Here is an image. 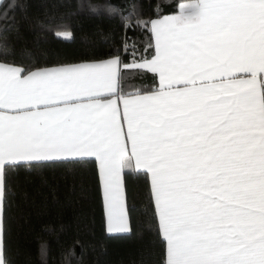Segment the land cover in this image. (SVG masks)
I'll return each mask as SVG.
<instances>
[{"label":"snow or ice","instance_id":"6c2138e0","mask_svg":"<svg viewBox=\"0 0 264 264\" xmlns=\"http://www.w3.org/2000/svg\"><path fill=\"white\" fill-rule=\"evenodd\" d=\"M154 15L134 10L124 27L151 29L154 57L130 67L158 75L155 90L126 93L119 55L34 71L0 60V201L22 161L95 156L108 230L126 233L120 176L134 158L151 174L166 264H264V0H164Z\"/></svg>","mask_w":264,"mask_h":264},{"label":"trees","instance_id":"16d2710c","mask_svg":"<svg viewBox=\"0 0 264 264\" xmlns=\"http://www.w3.org/2000/svg\"><path fill=\"white\" fill-rule=\"evenodd\" d=\"M158 2L164 0H1L0 60L30 70L119 55L126 93L155 90L156 74L130 67L155 54L151 29L124 25L134 10L143 19L157 18ZM173 11L163 7L161 15ZM58 31L70 38H57ZM123 175L130 229L111 233L95 160L22 161L8 169L2 199L6 264H166L149 175L133 159Z\"/></svg>","mask_w":264,"mask_h":264},{"label":"crops","instance_id":"0c3cea01","mask_svg":"<svg viewBox=\"0 0 264 264\" xmlns=\"http://www.w3.org/2000/svg\"><path fill=\"white\" fill-rule=\"evenodd\" d=\"M154 19H156V18H154ZM154 55L151 58H149V59L142 60V61H138V62H135V63H143L145 61L151 60L154 57ZM113 57H115V56L108 57V58H104V59H97V60H85V61H78V62L65 63V64H55V65L41 66V67L32 68L30 70H33L34 71V70H36L38 68H40V69H43V68L50 69V68L59 67V66H75V65L85 64V63H101V62H105V61H107V60H109V59H111ZM16 65H18V64H16ZM19 66H21V65H19ZM158 81H159V77H158ZM99 99L102 102H107L109 99H111V100H118V97H117V95H110V94H108L106 92V90L101 89L100 90V94H99ZM118 105H119V108H120L121 113H122V111H123V103H122V101H119L118 100ZM126 131H127V126H126V124H124V132H125V134H126ZM127 149H128V153L130 154L131 153V143L130 142L127 143ZM69 159H75V158H69ZM77 159H93V160H95L97 162V165H98V168H99V177H100V184H101V192H102V197H103V206H104V212H105V217H106V226H107V230H108L109 229L110 221L108 222V220H107V217L109 218V215H108L109 213H108L107 203L105 202L104 176H103V172L101 170L100 160L97 157H95V156H89V157L77 158ZM132 159H133L134 167L136 168L135 159L134 158H132ZM138 170H142V169H138ZM148 175H149V180H150V185H151V174L148 173ZM151 189H152V187H151ZM153 197H154V195H153ZM119 200H120V204L123 207V209L125 211V214H126V223H127V226L130 229V223H129V219H128V215H127L126 204H125V190H124V175H123V170H122L121 176H120ZM154 202H155V199H154ZM156 209H157V207H156ZM157 213H158V216H159L158 209H157ZM0 223H2V201H0ZM160 230H161V233L163 235V231H162L161 225H160ZM166 262H167V242H166Z\"/></svg>","mask_w":264,"mask_h":264},{"label":"rangeland","instance_id":"374dc122","mask_svg":"<svg viewBox=\"0 0 264 264\" xmlns=\"http://www.w3.org/2000/svg\"><path fill=\"white\" fill-rule=\"evenodd\" d=\"M105 202L107 203V208H108V213H109V199H108V196H107V194L105 193ZM109 215V214H108ZM107 220H108V222H109V218L107 217ZM111 233H113V232H111Z\"/></svg>","mask_w":264,"mask_h":264}]
</instances>
